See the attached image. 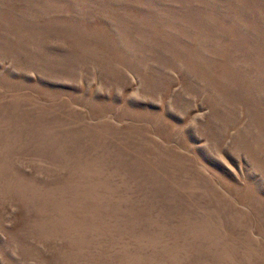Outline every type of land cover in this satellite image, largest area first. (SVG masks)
<instances>
[{"label": "rangeland", "instance_id": "1", "mask_svg": "<svg viewBox=\"0 0 264 264\" xmlns=\"http://www.w3.org/2000/svg\"><path fill=\"white\" fill-rule=\"evenodd\" d=\"M0 264H264V0H0Z\"/></svg>", "mask_w": 264, "mask_h": 264}]
</instances>
